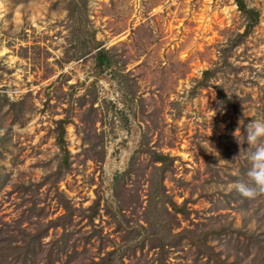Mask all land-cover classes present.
<instances>
[{
	"label": "rangeland",
	"instance_id": "rangeland-1",
	"mask_svg": "<svg viewBox=\"0 0 264 264\" xmlns=\"http://www.w3.org/2000/svg\"><path fill=\"white\" fill-rule=\"evenodd\" d=\"M238 2L0 0V264H264V192L232 187L264 0Z\"/></svg>",
	"mask_w": 264,
	"mask_h": 264
},
{
	"label": "clouds",
	"instance_id": "clouds-1",
	"mask_svg": "<svg viewBox=\"0 0 264 264\" xmlns=\"http://www.w3.org/2000/svg\"><path fill=\"white\" fill-rule=\"evenodd\" d=\"M244 132L245 140L251 146L247 156L248 167L244 178L235 181L232 187L242 196L252 198L264 192V118L250 120Z\"/></svg>",
	"mask_w": 264,
	"mask_h": 264
},
{
	"label": "trees",
	"instance_id": "trees-1",
	"mask_svg": "<svg viewBox=\"0 0 264 264\" xmlns=\"http://www.w3.org/2000/svg\"><path fill=\"white\" fill-rule=\"evenodd\" d=\"M237 3H238V5H239V8H241V9L244 8V6H243L241 3H239L238 0H237Z\"/></svg>",
	"mask_w": 264,
	"mask_h": 264
}]
</instances>
